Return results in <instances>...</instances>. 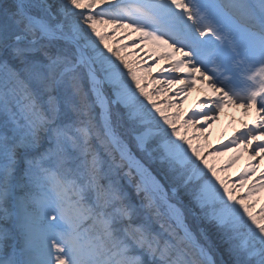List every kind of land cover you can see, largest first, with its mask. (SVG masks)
Listing matches in <instances>:
<instances>
[{
    "label": "snow or ice",
    "instance_id": "obj_1",
    "mask_svg": "<svg viewBox=\"0 0 264 264\" xmlns=\"http://www.w3.org/2000/svg\"><path fill=\"white\" fill-rule=\"evenodd\" d=\"M116 33L167 50L177 95L207 83L184 125L255 109L222 147L264 159V0H0V264H264V173L234 195Z\"/></svg>",
    "mask_w": 264,
    "mask_h": 264
},
{
    "label": "bare ground",
    "instance_id": "obj_2",
    "mask_svg": "<svg viewBox=\"0 0 264 264\" xmlns=\"http://www.w3.org/2000/svg\"><path fill=\"white\" fill-rule=\"evenodd\" d=\"M101 31L109 30L110 26H98ZM139 34H133L131 37L124 38L122 33H116L117 37H120L121 44H133L136 47H128L121 50L120 55L124 56L126 60L137 71V75L140 78L141 84L145 87L147 92H157L155 89H164L162 92H157V96L153 98L165 113L174 120L176 127L182 128V135H187L192 138V144L201 147L202 155L208 160V163L213 165L217 169V175L222 179H225L229 186L235 185L237 196H243L247 188H249L253 182H259L261 173H264V159L260 156H251V151H245L243 145H238L234 148L237 156L242 157L241 164L243 166L253 165L256 171L251 173L245 179H249L246 186L240 188L237 181V175L234 174L235 167H227L226 159L224 158V148L222 145L227 144L229 139L234 134H238L240 130L245 129L246 126L250 127L257 123L258 114L255 109H249L247 112L244 108L238 104H226L224 109L218 113L219 118L215 121H209L205 126L203 124L196 125H184V120L187 119L193 110L196 109V104L203 99L208 98L211 95L207 83H202L199 79L196 80V84L193 88L188 90L187 93L176 94V90L181 88V83L168 85L164 83V80L169 77V65L172 62L170 59H160L159 57L167 51L165 48L158 46L150 41H144L142 43L136 40ZM109 44L115 49L117 44L113 42L110 37ZM131 53V54H130ZM151 69L148 71L147 69ZM165 69L163 73L158 69ZM145 73H150V76H146ZM181 75V74H176ZM183 79V77H181ZM185 95L187 98L185 99ZM168 102H171V107L168 106ZM211 123V125H209ZM215 125L223 126L226 129L232 127L233 131H226V136L223 139L218 137H210L208 131H210ZM259 138L256 142H259ZM217 141V142H216ZM211 153V155H209ZM242 172V171H240ZM239 191V192H238ZM258 197H262L264 200V189L260 190ZM252 203V201H251Z\"/></svg>",
    "mask_w": 264,
    "mask_h": 264
},
{
    "label": "rangeland",
    "instance_id": "obj_3",
    "mask_svg": "<svg viewBox=\"0 0 264 264\" xmlns=\"http://www.w3.org/2000/svg\"><path fill=\"white\" fill-rule=\"evenodd\" d=\"M145 74L148 77L150 76V73H145ZM149 93L152 95V98H154L158 94L157 92H152V91H149ZM209 125H211V123H209ZM224 129H226L225 125H223V126L215 125V127H213L210 131H208V135L210 137H212V136L213 137H218V140H219V139L225 138V136H226L225 132L226 131H229V130L231 132L233 131L232 127H229L226 131ZM179 130L183 131L182 128H179ZM224 150L225 149H223L221 151H224ZM223 155H224V158L226 159L227 167H235L236 168L235 171H234V174L237 175V181L239 182V184L243 183V185L246 186L247 185L246 183L248 182L249 179L248 180L247 179L241 180L240 174L243 173L246 168H250L253 165L243 166L241 164L242 157L237 156L236 153H235L234 148H232V147H229L228 149H226V151L224 152ZM251 156H254V155L251 153ZM240 171H242V172H240ZM238 186H240V185H238ZM247 190H248V188H247ZM131 191H132V194L135 195L134 189H132ZM234 195L237 196V194H235V193H234ZM237 197H240V196H237ZM251 201H252V203H251ZM243 202L247 203V204H250V205L254 204V207H250V209H249L254 214L259 213L261 206L264 205L263 198L262 197H258L257 193L254 194L253 196H251L250 198L245 199ZM189 222L192 223L191 220ZM201 227H204V225H201Z\"/></svg>",
    "mask_w": 264,
    "mask_h": 264
}]
</instances>
